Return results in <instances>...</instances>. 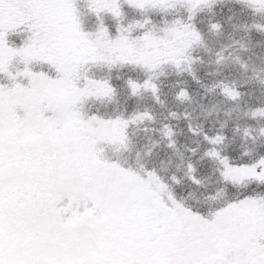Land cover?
Masks as SVG:
<instances>
[{
    "label": "snow or ice",
    "instance_id": "6c2138e0",
    "mask_svg": "<svg viewBox=\"0 0 264 264\" xmlns=\"http://www.w3.org/2000/svg\"><path fill=\"white\" fill-rule=\"evenodd\" d=\"M124 2L143 12L167 9L173 0ZM88 5L97 19L124 15L120 0ZM149 23L118 24L115 35L101 23L91 32L78 0H0V76L11 81L0 83V264H264V194L225 197L207 212L194 209L154 169L137 170L104 151L106 145L126 148L128 127L152 120L150 113L105 118L81 111L88 99L115 95L109 81L82 76L87 65L179 69L187 49L201 41L194 25L179 19L162 30L164 36L153 30L132 36ZM25 27L30 38L10 44L8 35ZM14 62L23 69L9 71ZM36 63L49 65L54 75L34 72ZM127 83L133 96L150 91L158 100L151 79ZM222 91L239 96L234 89ZM253 116H264V109ZM189 130L198 134L191 125ZM163 135L174 146L169 126ZM204 139L218 145L225 137ZM205 155L222 165L226 185H264V157L236 165L216 148ZM195 171L189 164V179L199 185ZM221 196L223 190L209 199Z\"/></svg>",
    "mask_w": 264,
    "mask_h": 264
},
{
    "label": "trees",
    "instance_id": "16d2710c",
    "mask_svg": "<svg viewBox=\"0 0 264 264\" xmlns=\"http://www.w3.org/2000/svg\"><path fill=\"white\" fill-rule=\"evenodd\" d=\"M120 4L124 15L119 20L107 13L97 19L88 13V0H78L85 30L95 32L102 23L115 35L118 24L127 28L150 18L151 23L143 29L134 28L132 36H139L146 30L161 35L163 25L179 19L184 24L194 25L201 41L187 49L179 69L172 64H164L153 72L133 64L85 67L82 76L106 69L107 73L100 80L109 81L115 88V95L96 101L86 100L81 108L84 113L95 110L100 115L103 112L113 114L116 106L119 112L122 109L130 114L148 112L153 117L128 127L126 148L106 145L105 153L137 170L141 165L154 169L171 186L177 199L202 212L216 207L225 197L264 194V185L254 182L226 185L220 176L222 165L205 155L206 151L216 148L236 165H251L264 157V116H253L257 109H264V5L242 0H207L206 3L202 0L194 6L180 0L173 1L167 9L141 12L129 7L124 0H120ZM214 24L219 28L214 29ZM30 36V30L25 27L10 33L8 41L16 46ZM31 68L35 72L54 75L47 64L36 63ZM17 70L13 65L9 69L13 73ZM133 73L157 79L152 82L158 86V100L150 91L131 94L126 77ZM2 79L5 84H11L0 76V81ZM224 87L237 91L238 98L226 96L222 91ZM182 90L187 92L185 100L178 98ZM165 125L174 133V146L170 147L169 139L163 135ZM189 125L198 134H193ZM205 134L209 137L220 134L225 139L222 144L212 145L204 139ZM189 164L196 169L193 175L201 181L199 185L189 179ZM173 176L179 183H173ZM221 190L224 196L215 201L209 199Z\"/></svg>",
    "mask_w": 264,
    "mask_h": 264
},
{
    "label": "rangeland",
    "instance_id": "374dc122",
    "mask_svg": "<svg viewBox=\"0 0 264 264\" xmlns=\"http://www.w3.org/2000/svg\"><path fill=\"white\" fill-rule=\"evenodd\" d=\"M174 1H180V0H174ZM182 1V0H181ZM184 1H186V0H184ZM190 5H197V3L195 2V0H193V3H189ZM259 4V3H258ZM89 9V8H88ZM88 13H89V11H88ZM90 14V13H89ZM174 21H176V20H174ZM174 21H171V22H168L167 24V26H162V28L160 29V32L161 33H163V34H158V33H156L158 36H164L165 35V33L162 31L163 29H165V28H168V27H170V26H172L173 25V22ZM185 24H187V23H185ZM91 32H94V31H91ZM30 38V37H29ZM23 41H26V40H23ZM17 65H18V67H17V69H23V67H24V65L23 64H19V63H16ZM100 64H95V65H93L94 67H97V66H99ZM107 65V64H106ZM115 66H117V65H115ZM115 66H111V67H115ZM106 67H108V65L106 66ZM34 72H35V70H34ZM104 73H107V70L106 69H103V68H100L99 70H94V72H93V74H91L90 76L91 77H94V78H96V79H98V80H100V79H102V75L104 74ZM129 79H131V80H133V81H136V82H139V83H143V81H145L146 79H151V81H152V79L153 78H150V77H147V76H142V75H140L139 73L138 74H132V75H127V77H126V80H129ZM157 79H153V81L154 82H157L156 81ZM0 83H4L5 84V80L4 79H2L1 81H0ZM127 88L130 90V88H129V86H127ZM93 100H97V99H94L93 98ZM182 100H185V99H182ZM103 111H106L105 109L103 110ZM93 113H95V114H98V115H100L97 111L95 112V110H93V111H91V113H88V114H93ZM85 114L87 115V112H85ZM133 114H135V112L134 113H132V114H130V113H127L124 109H122V111L121 112H119L118 111V108H116V106H115V111L113 112V114H110V113H107V112H103L102 113V115H100V116H102V117H105V118H109V117H116V116H123V117H125V118H127V117H130L131 115H133ZM142 121H138L137 123H134V124H131L130 126H135V125H137V124H139V123H141ZM109 153H112V152H109Z\"/></svg>",
    "mask_w": 264,
    "mask_h": 264
}]
</instances>
